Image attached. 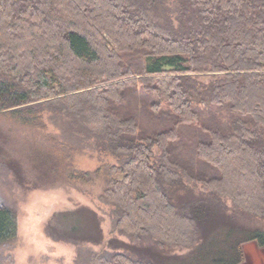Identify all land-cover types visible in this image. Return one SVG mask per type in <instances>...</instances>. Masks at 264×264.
I'll return each mask as SVG.
<instances>
[{"label":"trees","instance_id":"trees-1","mask_svg":"<svg viewBox=\"0 0 264 264\" xmlns=\"http://www.w3.org/2000/svg\"><path fill=\"white\" fill-rule=\"evenodd\" d=\"M54 1L0 0L7 78L0 77V122L44 130V109L74 119L77 132L121 160L83 173L73 168L70 147L56 142L37 153L49 172L82 184L106 173L99 200L113 207L115 227L156 239L159 248L191 249L180 264H242L243 244L264 248L262 229L214 227L225 210L216 196L264 216V200L256 202L264 195V0H190L199 27L179 34L136 0H68L72 17L94 31L78 22L53 26ZM202 75L212 77L203 83ZM0 156L6 161L12 151ZM184 180L204 184L211 196ZM46 234L70 244L102 241L98 218L85 209L55 214ZM16 238L17 215L0 201V246ZM161 254L131 248L90 254L81 264H169Z\"/></svg>","mask_w":264,"mask_h":264},{"label":"rangeland","instance_id":"rangeland-1","mask_svg":"<svg viewBox=\"0 0 264 264\" xmlns=\"http://www.w3.org/2000/svg\"><path fill=\"white\" fill-rule=\"evenodd\" d=\"M135 2L137 7L145 9L143 12L146 15L153 16L154 20L165 28L170 25L178 34L187 32L186 30H189L193 24L194 29L199 27L194 17L197 8L190 0H136ZM52 4L54 9L51 8L49 12L54 21L53 26H58L62 22L71 24L78 22L86 30L94 31L93 24L89 23V20L85 19L84 23L77 17H72V2L55 0ZM100 35L109 44L106 47L115 48L107 39L109 38L107 35ZM46 51L50 52L51 48L46 47ZM0 77L6 78L1 73ZM211 77L202 75L197 80L207 83ZM227 116L223 114L218 118L225 123L229 121ZM42 118L45 129L40 131L21 130L9 123L0 122V154L12 151V157L7 156V162L0 156V201L12 208L17 215V238L11 244L0 246V264H81L90 254L128 253L131 248L154 255L162 252L169 264H172L173 260L174 264H180L185 256H191V249L178 245L159 248L154 245L156 239L136 238L118 230L115 227L113 207L99 200L107 184L106 173L101 172L91 182L82 184L57 179L51 171L49 172L44 163L47 162L46 158L37 153L53 148L56 142L70 147L72 166L83 173L93 174L100 169L104 171L108 167L118 165L121 159L102 151L97 147L94 139L77 132L74 119L64 113L44 109ZM206 120L207 124L212 123L210 118ZM10 130L14 131V135ZM154 152L157 156L160 154L157 148ZM183 182L193 188L195 194L211 196V191L204 184H195L187 180ZM216 197L225 207L223 217L219 212L214 216L216 232L222 233L227 222L248 229L264 230V216L251 215L236 208L228 197ZM263 197L264 195L257 197L256 202L264 200ZM79 209L92 212L98 218L100 235H102L100 243L70 244L54 241L47 236L46 226L55 214ZM242 248L244 254L242 264H264V248H259L254 242L245 243ZM162 254L157 256L160 258Z\"/></svg>","mask_w":264,"mask_h":264}]
</instances>
